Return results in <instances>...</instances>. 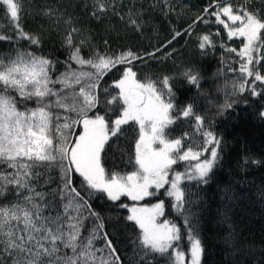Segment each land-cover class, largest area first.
Returning a JSON list of instances; mask_svg holds the SVG:
<instances>
[{"label":"snow or ice","instance_id":"snow-or-ice-1","mask_svg":"<svg viewBox=\"0 0 264 264\" xmlns=\"http://www.w3.org/2000/svg\"><path fill=\"white\" fill-rule=\"evenodd\" d=\"M89 3L94 19L111 12L136 31L145 23L139 10L129 8L126 15L117 11V3L123 5L124 0ZM260 3L262 6L257 8L251 0L236 5L230 0H213L209 8L216 10L209 14L206 8L204 15L197 18L207 24L210 21L204 17L214 16L215 23L227 30L228 39L243 38L239 51L225 44L220 46L239 57L235 62L239 64L241 80L232 82L233 90L243 93L247 88L257 96L262 93L257 91L256 82L264 85V55H260L264 50V0ZM163 5L166 12L172 10L169 0H163ZM0 8L4 9L6 27L16 33L17 43L27 40L30 45H40L39 36L25 32L20 24L24 0H0ZM42 14L55 24L63 19L67 26L64 44L69 56L64 72L53 79L58 61L28 49L14 47L0 54V264H123L114 237L127 229L128 221L139 230L131 241L139 251L128 264H140L149 252L168 254L172 264H201L204 248L193 213L185 208L186 203H192L185 181L209 183L223 159L222 138L192 103H175L176 93L170 82L175 77L153 78L145 74L137 78L131 65L138 60L146 64L143 56L131 49L98 51L91 46L90 36L74 44L73 36L82 30L74 25L73 17L64 18L62 12L51 8L43 9ZM196 22L185 32L191 34ZM181 34L175 32L173 39ZM197 39L200 49L217 45L210 34ZM12 40L13 36L5 35L0 28V41ZM104 44L110 47L107 39ZM85 46L90 47L87 58L81 54ZM70 62L79 65V70ZM117 65L126 67L120 70L114 84L118 93L111 94L107 87L101 89L100 81ZM180 76L199 88L198 72L186 69ZM98 90L105 95L104 115L93 111L101 103ZM29 102L35 106L29 107ZM232 106L226 102L223 109ZM219 114L223 115V111ZM181 115L192 118L199 143H185L191 139L188 133L177 138L167 131ZM130 124L138 126L131 129L137 133L134 154L129 157L132 170L122 173L106 169L108 152L119 150L120 138L129 131L122 126ZM77 127L81 129L79 133L75 131ZM205 153L208 155L201 159ZM249 160L255 165L262 163L251 157H244L243 163ZM181 162L185 165L183 171L174 168ZM54 166L60 169L59 183L45 191L43 186L54 181L49 175L41 182V177ZM74 173L82 178L79 186L73 182ZM161 189L171 198L177 214L183 216L189 242L187 253L179 243L181 226L167 218L161 220L165 215L164 200L139 203L159 197ZM97 193L106 194L111 201L127 197L135 202L131 206L121 202L119 207L128 209L129 215L123 219L109 217L110 231L105 227V218L89 203ZM227 198L233 199L234 195ZM98 241L102 244L98 245Z\"/></svg>","mask_w":264,"mask_h":264},{"label":"trees","instance_id":"trees-1","mask_svg":"<svg viewBox=\"0 0 264 264\" xmlns=\"http://www.w3.org/2000/svg\"><path fill=\"white\" fill-rule=\"evenodd\" d=\"M230 2L236 5L243 3V0ZM211 3L213 0H169L172 10L167 12L163 0H124L123 5L117 3V11L123 15L127 14L129 8H132L133 12L139 10L142 13L145 23L140 31H136L111 12L102 19H94L90 15L92 8L89 0H24L25 11L21 14L20 24L25 32L39 36L41 43L39 46L30 45L27 40H20L17 43L16 33L6 27L4 9L0 8V28L4 29L5 35L13 36L12 41H0V54H7L14 47L28 49L58 61L52 73L53 79L64 72L67 68L65 62L69 56V49L64 44L67 26L63 19L59 24H55L42 14L43 9L51 8L62 12L64 18L73 17L74 25L82 30L81 34L73 36L74 44H79L81 39L90 36L91 46L101 52L116 53L131 49L147 60L146 64L139 60L133 61L131 66L137 72V78H142L145 74L153 78L163 75L175 77L174 81H170L176 93L175 103L178 105L192 103L194 110L205 116V123H211L212 130L222 138L223 159L214 169L209 183L185 181L192 200L191 204H185V208H190L193 213L192 220L198 228L204 248L201 264H264V85L256 82L257 91L262 93L260 96L253 95L247 88L243 93L238 89L233 90L232 82L238 83L241 80L239 64L235 62L239 57L235 53H227L220 45L235 47L239 51L243 38L228 39L227 30L215 23L214 16L204 17L210 21L207 24L197 20L204 15L206 8L209 14L216 10L215 7L209 8ZM251 4L257 8L262 6L260 0H251ZM193 21L197 22L189 34L185 29ZM175 32L182 34L173 39ZM217 32L219 35H216ZM203 34L212 36L217 42L215 48L198 47L197 37ZM105 39L108 40L110 47L106 48ZM157 49L160 51H156ZM148 53L155 55L149 57ZM81 54L87 58L90 47H82ZM260 55H264V50H261ZM70 63L72 68L79 70V65L75 62ZM261 63H264V60ZM125 67L126 65H117L104 76L100 81L101 89L107 87L111 94H117L119 90L115 89L114 84L120 77V70ZM233 68L237 70L232 71ZM186 69L199 73L201 77L199 88L189 85L186 79L180 76ZM249 80L251 83V78ZM98 91L101 103L93 111L104 115L105 95ZM110 98L109 96L108 99ZM226 102L232 103V108L223 109ZM28 106L35 105L29 102ZM220 111H223V115L219 114ZM109 116L114 118L113 113H109ZM122 127L129 131L120 138L119 150L109 151L104 163L106 169L124 173L130 172L133 167V164L129 163V157L134 154L137 133L131 129L138 126L130 124ZM75 131L79 133L81 129L77 127ZM167 131L172 132L177 138L181 133H188L191 139L185 143L200 142L199 133L195 132V124L190 117L184 118L181 115ZM206 155L208 153L201 159ZM244 157L259 159L262 163L255 165L249 160L244 164ZM184 166V162H181L174 168L183 171ZM49 175L54 183L44 185L45 191L59 183L60 169L54 166L41 177V182ZM81 179L78 174H73L75 185L79 186ZM160 192L159 197L146 198L139 203L149 204L156 203L158 199L164 200L165 215L162 218L175 221L181 226L182 239L179 243L187 253L189 242L185 237L183 216L178 215L171 206L172 200L163 195L164 190L161 189ZM228 195H234V198L228 199ZM121 202L129 206L135 203L127 197H121L120 201H111L103 193H97L89 200L92 208L105 218V227L109 231L111 230L109 217L118 216L123 219L129 215L128 209L119 207ZM126 223L127 229L114 237V244L123 264H128L139 251L136 245L131 243L139 230L133 226V222ZM97 243L102 244L100 241ZM140 264L172 262L168 254L149 252Z\"/></svg>","mask_w":264,"mask_h":264},{"label":"rangeland","instance_id":"rangeland-1","mask_svg":"<svg viewBox=\"0 0 264 264\" xmlns=\"http://www.w3.org/2000/svg\"><path fill=\"white\" fill-rule=\"evenodd\" d=\"M207 156V155H206ZM202 159H204V158H202ZM171 178V177H170ZM166 187V186H165ZM142 204V203H141ZM161 220H163V218L161 217ZM186 264H187V261H186Z\"/></svg>","mask_w":264,"mask_h":264}]
</instances>
